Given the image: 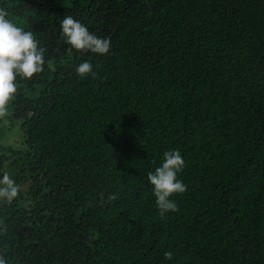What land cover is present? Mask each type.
Segmentation results:
<instances>
[{"label":"trees","instance_id":"16d2710c","mask_svg":"<svg viewBox=\"0 0 264 264\" xmlns=\"http://www.w3.org/2000/svg\"><path fill=\"white\" fill-rule=\"evenodd\" d=\"M0 7L46 49L8 106L26 150L0 147L20 187L0 200L7 264H264V0ZM68 15L109 53L71 49ZM171 150L187 189L162 218L147 174Z\"/></svg>","mask_w":264,"mask_h":264},{"label":"clouds","instance_id":"9594fccd","mask_svg":"<svg viewBox=\"0 0 264 264\" xmlns=\"http://www.w3.org/2000/svg\"><path fill=\"white\" fill-rule=\"evenodd\" d=\"M8 17V10L0 7V119L8 115L9 103L17 93V77L27 80L42 72L46 51L38 45L32 31H25ZM61 31L71 49L98 55H106L110 51V38H101L91 33L83 23L71 15L63 19ZM76 72L81 77L89 74L93 78L96 76L92 71V64L87 61L80 63ZM184 167L185 161L179 150L165 151L161 166L147 174L162 218L166 213L178 211L177 203L170 197L182 194L187 189L183 181L178 179V174ZM19 191V185L7 173L0 178V200L11 203L17 198ZM110 199L114 200L116 196L113 195ZM164 255L166 259H171L173 253L165 252ZM0 264H7L2 256Z\"/></svg>","mask_w":264,"mask_h":264},{"label":"rangeland","instance_id":"374dc122","mask_svg":"<svg viewBox=\"0 0 264 264\" xmlns=\"http://www.w3.org/2000/svg\"><path fill=\"white\" fill-rule=\"evenodd\" d=\"M0 147L25 151V138L20 130L19 123H15L11 116V107L8 115L0 119Z\"/></svg>","mask_w":264,"mask_h":264}]
</instances>
